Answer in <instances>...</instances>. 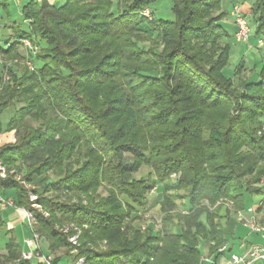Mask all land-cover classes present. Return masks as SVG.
<instances>
[{
	"label": "trees",
	"instance_id": "trees-1",
	"mask_svg": "<svg viewBox=\"0 0 264 264\" xmlns=\"http://www.w3.org/2000/svg\"><path fill=\"white\" fill-rule=\"evenodd\" d=\"M158 1L29 0L22 25L12 23L19 28L15 40L0 45V56L18 60L26 59L17 40L45 45L28 59L39 67L21 68L0 91V114L15 107L7 126L15 141L0 145V164L11 170L18 163L28 183L43 178L46 188L77 196L73 204L38 198L48 218L34 212V228L51 254L76 250L84 264H205L203 246L216 264L228 206L240 211L246 194L264 195V66L257 79L243 62L226 76L224 41L232 36L221 0H167L172 21L144 19L143 10ZM250 1L255 37L264 39V0ZM141 167L148 178H133ZM51 172L57 181L48 183ZM159 184V205L173 229L153 235L126 225ZM100 187L106 197L97 194ZM174 192H183L185 215L171 214ZM1 197L31 210L10 176L0 178ZM63 224L81 230L76 246L68 241L75 232L56 230ZM101 242L105 250L97 249ZM0 259L31 264L12 238Z\"/></svg>",
	"mask_w": 264,
	"mask_h": 264
},
{
	"label": "rangeland",
	"instance_id": "rangeland-1",
	"mask_svg": "<svg viewBox=\"0 0 264 264\" xmlns=\"http://www.w3.org/2000/svg\"><path fill=\"white\" fill-rule=\"evenodd\" d=\"M29 0H6L7 8L10 12V17L7 18L4 12V8L2 6V1L0 0V45H3L4 47H8L11 42L15 40V36L19 30V28H16L12 23L16 25H22V16H21V8L26 2ZM50 1V0H49ZM66 0L49 2L50 4H59L62 5L65 3ZM113 3H116L117 0H112ZM124 1V0H122ZM221 9L224 12H229L230 9L234 6L238 7L242 13V15L245 16L246 21L248 23V26L250 28V35H249V41H250V49L248 50V44L245 43H235L230 40H225L224 43L228 44L230 47L229 56H228V65L225 69L226 76H233L237 68L239 67L242 62L244 63V69L247 76L252 77V79L260 78V75L262 73V69L264 66V39L263 45L261 47H258V39H261L260 37L256 38V26L253 24L252 21V15H251V1L250 0H221L220 3ZM152 11V12H151ZM153 13V14H152ZM154 15V16H153ZM141 16L146 19H152L155 17L156 19L165 20V21H172L173 20V14L171 12V4L167 0L158 1L155 5H153L152 9H145L141 13ZM227 21V22H226ZM231 21V23L229 22ZM226 30L230 36L235 34L236 29L234 24V20L231 16L227 18L224 21ZM24 30H28V26ZM154 36V35H153ZM4 43V44H3ZM17 43L20 45L19 52L21 55H24L26 60L16 59V58H4L0 56V91L4 88V85L10 82L12 74H18L20 75V69L23 67H26L28 69H33V66L39 67L40 63L34 62L33 64L29 62L30 56L36 57L41 49L45 47V45L40 42L38 39H35L34 41H30L28 39H20L17 40ZM148 46V43L145 44ZM241 50V54H238V51ZM43 52V51H42ZM264 80V76H263ZM15 114V107L11 106L6 108L1 114H0V145L3 143H12L15 141L14 137V130L7 131V126L10 120L13 118ZM26 122L29 123L31 126L35 125L32 121L29 119H26ZM113 164H117V160L113 159ZM132 163V157L128 154L124 156L123 165L126 168H129ZM19 167L18 163L13 164V168L11 170H7L2 164H0V178L5 179L9 176L12 178V181H14L21 189L24 190V192L27 195L28 203L30 204V209L27 208L23 209L27 212H29L32 216L33 220V230L35 232L34 228V212L40 213L43 215V217L48 218V213L45 211L39 204H38V198H40V195H43V197L47 199H55L56 197L59 199L60 203H67L68 200L69 203L73 204L77 201V196L73 193H68L66 190H60L58 185L50 186L49 188H46V182L43 180L41 182V179L38 178L33 183H28L26 180L23 179V174L21 171H18L17 168ZM133 178H148V169L147 167H141L137 173L133 175ZM48 183L51 181H57L54 177V173L51 172L48 174ZM175 177L172 178L175 182ZM261 186L263 184H260ZM259 185V186H260ZM158 187V189H156ZM49 189V192L47 194H44V190ZM161 191V186L156 185L151 190L150 193L147 195L148 202L147 206L144 210H138V212L133 213L128 219H126V225H130L132 228H138L140 232L145 233L147 229L151 230V234L155 235L157 232L160 233H166L167 231L170 232V229H173L168 223L165 222L166 214L169 215L166 211H162L161 205H159V202L162 201L161 194L159 192ZM97 194L101 197H106L107 192L103 187H100L97 190ZM174 197H178V199H174V202L177 206L175 211L171 214H186V210L182 208L183 200L182 198H179L178 195H183V192H174L172 194ZM183 197V196H181ZM80 198L83 199L82 196ZM262 196L261 195H245V199L247 201V205L253 206L252 208L256 209L258 207V203L260 202ZM1 199H4V197L0 198V204ZM10 199V198H9ZM211 208L210 210L214 209ZM17 208L15 206H9L6 208L0 207V218L3 221L5 227L0 230V255H3L6 253V246L9 243L10 239H14V241L20 246L21 248H24L27 246L26 242L27 240H32V234L30 232L29 228V221L27 217H24L23 219L20 218L16 214ZM22 219V220H21ZM171 220L172 225H175L176 219L172 218ZM17 221L16 224H18V228L16 229V232L9 231L6 226L8 224H11L14 221ZM21 220V221H19ZM56 230L58 232H61L63 234L69 233L70 231L75 232L76 235L73 236L77 239V237L81 234L80 229H76L73 227V225L70 224H63L60 227H56ZM36 233V232H35ZM38 236V242L43 243V238L40 237L38 233H36ZM71 238H69V242ZM42 241V242H41ZM76 246V244H75ZM213 246V244H210V247ZM28 247V246H27ZM221 246H219L216 249V254H219V249ZM30 250V248L28 247ZM97 249L105 250V242H101L97 245ZM210 250V249H209ZM31 251V252H30ZM29 253L32 255H35L38 253L36 251V246L31 248ZM67 250H63L60 248H57L52 254L50 253L51 259H54L56 257H62L66 260H61L56 264H84V259L79 258L75 259L77 254L76 250H72L69 253H67ZM43 255V252L39 250V254ZM212 255V254H211ZM45 256V255H43ZM76 260V262L74 261ZM204 262V260L208 259H201ZM31 264H38L39 259L33 258L29 260ZM4 262L0 259V264H3ZM6 264H16L11 262H6Z\"/></svg>",
	"mask_w": 264,
	"mask_h": 264
},
{
	"label": "crops",
	"instance_id": "crops-1",
	"mask_svg": "<svg viewBox=\"0 0 264 264\" xmlns=\"http://www.w3.org/2000/svg\"><path fill=\"white\" fill-rule=\"evenodd\" d=\"M54 1L55 0H50L49 2H54ZM57 1H62V0H57ZM230 12H231V9H230L229 13ZM229 22L231 23V21H229ZM235 29H236V27H235ZM231 41L236 43V40L234 38V34L232 35ZM249 43H250V41H249ZM249 49L250 48L248 46V50ZM238 54H241V50L238 51ZM256 195L262 196L260 202L258 203V207L256 209L252 208L253 206L247 205V201H246L245 196H244V206H243V209L239 211V212H243V218L242 219H239L237 217L238 211L236 209H234L231 206H228V210L230 212V217H229V221L227 222V225L225 226V231H224V233L226 234L225 235V243H224V245L226 246V253H224L222 256H220L218 258L216 264H225V261L229 257L230 254H232V253L243 254L245 252V250L251 244L259 243V241H260L259 236L256 233L252 232L249 228V222L252 218L258 224H260V225L264 224V198H263V194H256ZM260 204H262V205L259 206ZM250 208L254 210L253 215L248 214L246 212V210L250 209ZM16 214L18 216H20V218H22V219L24 217H26L23 209H21V208L17 209ZM21 220H19V221H21ZM17 221L18 220L12 222L11 224H8L6 226V228L9 231H12L15 233L16 229L18 228V224H16ZM230 231L232 233L231 235L229 234ZM31 248H33V247H31ZM31 248H30V250H31ZM20 250H21V258H22V255L27 254L30 251L27 246L24 248H21ZM39 250L43 252V255L50 256V252L48 251V244L45 241H43V243L38 242V245L36 246V251H39ZM201 251H202V258L201 259H208L209 258V261L205 262V264H213L214 255L210 254L209 248L202 246ZM254 264H264V262L258 261V262H255Z\"/></svg>",
	"mask_w": 264,
	"mask_h": 264
},
{
	"label": "built area",
	"instance_id": "built-area-1",
	"mask_svg": "<svg viewBox=\"0 0 264 264\" xmlns=\"http://www.w3.org/2000/svg\"><path fill=\"white\" fill-rule=\"evenodd\" d=\"M231 16L234 20V25L236 27V32L234 34V38L236 42L245 43L248 44L249 47H251L249 43L250 28L248 26L245 16L242 15L240 9L236 6L232 8ZM262 45H263L262 39H258V47H261ZM261 205L262 204H260L259 206ZM9 206H14L13 201L11 199L9 198L1 199L0 207L4 209ZM23 211L29 221V228L33 237L32 240H27L26 242L27 246L31 248L38 245V236L33 230V220L31 214L25 210ZM246 212L251 215L254 214V210L251 208L247 209ZM237 217L239 219H242L243 212L238 211ZM249 228L252 232L256 233L259 236L260 238L259 243L251 244L243 254H235V253L230 254L229 257L226 259L225 264H254L255 262L258 261L264 262V224L260 225L252 218L249 222ZM70 241L73 243V245L76 244L75 237H72ZM219 252L223 254L226 253V246L222 245L221 248L219 249ZM35 257L39 259L41 264H52L51 257L43 256L42 254H39V251L35 255H32L31 253L22 255V259L28 261ZM204 262H208V260H204Z\"/></svg>",
	"mask_w": 264,
	"mask_h": 264
}]
</instances>
